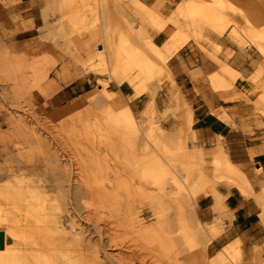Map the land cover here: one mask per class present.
<instances>
[{
  "label": "rangeland",
  "instance_id": "obj_1",
  "mask_svg": "<svg viewBox=\"0 0 264 264\" xmlns=\"http://www.w3.org/2000/svg\"><path fill=\"white\" fill-rule=\"evenodd\" d=\"M186 1L174 0L169 13L165 2L157 12L143 3L158 19L146 13L140 0H0V185L15 176L36 181L51 177L59 167L52 156L59 153L61 167L74 170L81 188L84 253H95L101 263L121 264L120 257L134 252L146 258L134 264H188L186 245L167 239L177 236L188 241L189 264H264V183L254 193L250 182V189L242 184L241 171L239 179L219 174L212 156L217 147H197L193 109L174 89L173 74L161 69L135 79L121 49L123 23L141 32L140 43L147 36L154 40L167 25L174 29L170 42L185 36L211 43L209 34L228 35L249 51L250 73L242 78V87L234 82L239 72L221 64L211 76L213 88L226 107L240 103L263 124L264 0H188L196 7L180 10ZM101 45L105 51L100 54ZM102 59L108 60V72L119 74L118 80L100 72ZM98 79L109 81L110 93L103 99L95 95ZM108 98L124 103L134 118L135 134L124 137L109 123ZM183 163L189 164L187 169ZM180 185L188 190H179ZM223 186L256 201L262 235L246 249L236 240L211 257L207 248L218 232L199 219L197 205L206 196L220 200L218 188ZM89 239L94 246L89 247Z\"/></svg>",
  "mask_w": 264,
  "mask_h": 264
},
{
  "label": "bare ground",
  "instance_id": "obj_2",
  "mask_svg": "<svg viewBox=\"0 0 264 264\" xmlns=\"http://www.w3.org/2000/svg\"><path fill=\"white\" fill-rule=\"evenodd\" d=\"M94 7H96V5ZM195 7H196L195 4H191V2L187 0L185 4H183V6L180 7L181 9L180 8L179 9L180 10H184V9L191 10V9H194ZM145 11L149 16H154L158 19H162L158 14L152 11L148 5H145ZM96 12H98V10ZM96 12L94 14H96ZM92 15H93V12H92ZM94 17L99 19V17H97V14ZM127 24L123 23L119 25V36L122 39L121 49L126 54L127 64L130 66V68L134 69L136 72V73H133V76L135 77V79L141 77L142 75L156 74L152 72L160 71L161 69H164L165 73L170 74V70L166 66V56L164 55L163 50L158 48L156 45H154L152 41L153 39L151 40L149 36H147V38L143 40L145 41L144 44L142 43L143 41L141 42L142 43L141 44L139 41L140 36L138 35V34H141V32L139 33L134 32V29L130 25V23H127ZM163 47H166V46H163ZM104 51H105V47L101 45L99 53L101 54ZM107 62H108L107 59L106 60L102 59V63H101L102 68L100 69V72L107 75L110 78V80H118V76H119L118 73L108 72L109 70L107 67ZM110 69L111 71H113L112 68ZM213 83L216 86L218 84L220 85L221 84L220 78L215 77L213 79ZM108 86H109V81L100 79L95 95H98L99 99L105 98V95L107 96L110 93ZM107 101L110 106L109 115H108L109 123L119 128L121 132L123 133L124 137H127L129 134H135L137 131V127H136L134 118L132 117L128 109L124 106V103L123 102H120V103L113 102L111 101L110 98H108ZM123 140L124 139H122V141ZM127 141H129V139H127ZM63 146L67 147L68 145L66 146L64 144ZM216 149L217 151H215L212 154V156H213V161L219 171V174H222L226 176V178H229V179L231 178L239 179L240 170L238 169L237 166H235L230 161L229 157L227 156V153L223 150L222 145H218ZM65 150H67V148H65ZM55 153L56 152H54L52 159L53 161H55V163L59 167L58 169L55 170L54 173H52L51 177L49 178L45 177L44 179H40L36 181V180H33V178L32 179H29L27 177L19 178L15 176L10 182L9 181L7 182L8 184L6 185L3 184V186L0 185V226L2 224L4 225V230L3 231L0 230V233H2L4 236V245L3 247L0 246V264H106V263H103V262H106L103 260H102L103 262L101 263L98 260L100 258L97 259L95 257L94 255L95 253H92V254L84 253L85 249L83 246L86 244H83V239H85V236L84 237L82 236V231L80 229L81 226L79 225V214H80L79 211L81 210V209L79 210V207L81 204L80 202H82L80 201V197H81L80 189L81 188L79 187V183H77V179H75L76 173L74 172V170L72 172L68 171L67 169L69 168L66 167L68 165L65 166L67 169L65 167H61V165L63 164V159L59 155V153L58 154L57 153L55 154ZM186 154L188 157L191 156V154H188V153ZM198 154L201 159H204L205 155L202 152L198 151ZM194 156H195L194 158L199 157V156H196V154ZM74 158H75L74 161L77 162L78 164V161H76L77 160L76 157ZM186 160L187 159L185 158V161ZM180 161L182 160L180 159ZM179 163L181 164V162ZM198 163L196 160V165ZM77 164L73 163V167H74L73 169L76 170L75 165ZM184 165H182V167L184 166L183 168H185L186 166H189V164H186V163ZM240 180L242 181V184L244 186H246L249 189L251 188L249 181L247 177L245 176V174L242 173ZM180 183L181 182L179 181V184ZM183 185L182 186L180 185L181 188L183 187ZM186 185L187 184L185 183V187ZM181 188L179 190H183V188L182 189ZM88 190L90 189L88 188ZM186 190L188 189L185 188V190L183 191H186ZM88 192L89 191H87V194ZM90 192L88 195H90ZM179 192L178 190L176 191V193L178 194ZM87 194L85 193V195ZM93 194L95 195V193ZM182 195L185 196L184 193L183 194L181 193V197ZM91 197L94 198L93 195ZM88 212L90 211L88 210ZM9 238H11L13 241L12 245L8 243ZM167 239H169L168 241L172 245L174 243L180 244L182 242L184 243L183 245H186L184 249L186 248L185 251H187V253L186 252L184 253L182 251H180V253L181 252L182 254L184 253V257H185V254H187L185 258L184 257H181V258H184L185 261L189 264L191 261L190 259L192 255L190 253L191 248L188 245L187 239H185L184 237L181 238L177 236H170V237H167ZM85 240L87 241V239ZM89 240L87 244H89L90 242L89 244V247H90L91 240L90 241ZM86 246L85 248H87ZM91 246H94V244ZM88 249L90 253V248ZM137 249L135 250V252L138 251ZM99 251L100 250L98 249L97 252ZM133 253L132 255L130 254L131 256L128 255L129 257H120V259L124 261L127 260L130 262V264H134L135 263L134 261L145 262L146 258L144 256L137 255L136 253L133 254ZM180 253L178 255L183 256ZM153 254L154 253H152L151 256ZM176 258H177V255H176ZM122 262L120 261L121 264H124ZM161 263L164 264L163 262ZM202 263L204 262L201 261V264ZM192 264H193V260H192Z\"/></svg>",
  "mask_w": 264,
  "mask_h": 264
},
{
  "label": "crops",
  "instance_id": "obj_3",
  "mask_svg": "<svg viewBox=\"0 0 264 264\" xmlns=\"http://www.w3.org/2000/svg\"><path fill=\"white\" fill-rule=\"evenodd\" d=\"M140 1L151 3L150 7L155 12L162 2H165V13H169L174 5V0ZM173 33L174 29L167 25L155 35L153 43L160 49L164 48L167 66L173 74V87L193 109L197 147L211 150L223 145L230 161L245 174L254 193H257L264 183V123L249 117L240 103L226 107L223 96L211 82V76L220 70L221 64H228L239 72L240 77L234 82L243 87L242 78L250 73L249 51L239 47L228 35L209 34L211 43L185 36L170 42ZM159 101L157 99L156 103ZM218 194L220 200L206 196L197 205L199 219L218 232L207 248L211 257L236 240L244 242L246 249L251 239L262 235L258 231L257 203L252 197L245 198L234 188L229 190L224 186L218 188Z\"/></svg>",
  "mask_w": 264,
  "mask_h": 264
},
{
  "label": "water",
  "instance_id": "obj_4",
  "mask_svg": "<svg viewBox=\"0 0 264 264\" xmlns=\"http://www.w3.org/2000/svg\"><path fill=\"white\" fill-rule=\"evenodd\" d=\"M4 245V236L2 233H0V246L3 247Z\"/></svg>",
  "mask_w": 264,
  "mask_h": 264
}]
</instances>
